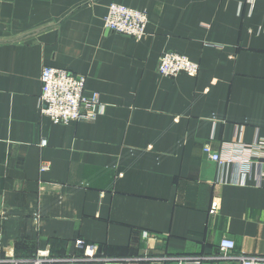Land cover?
Segmentation results:
<instances>
[{"label":"crops","instance_id":"0c3cea01","mask_svg":"<svg viewBox=\"0 0 264 264\" xmlns=\"http://www.w3.org/2000/svg\"><path fill=\"white\" fill-rule=\"evenodd\" d=\"M111 4L146 13L140 40L105 29ZM164 52L198 74L159 75ZM43 67L84 76L102 113L43 116ZM261 140L264 0H0L1 261L236 264L222 240L264 258V180L236 164Z\"/></svg>","mask_w":264,"mask_h":264},{"label":"built area","instance_id":"2783aa9c","mask_svg":"<svg viewBox=\"0 0 264 264\" xmlns=\"http://www.w3.org/2000/svg\"><path fill=\"white\" fill-rule=\"evenodd\" d=\"M147 15L143 11L133 10L122 5L111 4L104 17L105 29L113 34L125 36L134 40H140L145 35L147 25ZM157 72L167 78H175L181 74L195 77L199 72V66L175 52H164L159 57ZM40 112L54 124L68 125L79 121H94L103 110V104L97 94L85 95L84 76L74 75L65 69L43 67L40 74ZM246 151L264 153V140L251 146L243 147ZM203 152L207 157L217 163L220 167L233 162L229 158H224L212 153L210 147L205 146ZM258 168L257 178L264 180V154L259 155L256 160L243 159L236 164L240 168L241 177L250 172L252 163ZM46 166H41V171H45ZM243 183V181H241ZM215 206L213 205L212 208ZM76 246L83 251L82 261H94V249L92 246L77 240ZM234 243L230 240H222L219 244L220 259H234L236 264H264V258L239 256L231 257ZM76 261V260H75ZM58 260L47 258L46 253H39L33 259L20 260L10 258L5 261L0 260V264H58ZM174 264H202V260L178 258Z\"/></svg>","mask_w":264,"mask_h":264}]
</instances>
